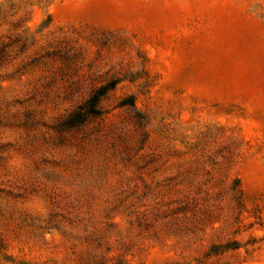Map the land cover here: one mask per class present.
Wrapping results in <instances>:
<instances>
[{
	"label": "rangeland",
	"instance_id": "1",
	"mask_svg": "<svg viewBox=\"0 0 264 264\" xmlns=\"http://www.w3.org/2000/svg\"><path fill=\"white\" fill-rule=\"evenodd\" d=\"M0 264H264V0H0Z\"/></svg>",
	"mask_w": 264,
	"mask_h": 264
},
{
	"label": "trees",
	"instance_id": "2",
	"mask_svg": "<svg viewBox=\"0 0 264 264\" xmlns=\"http://www.w3.org/2000/svg\"><path fill=\"white\" fill-rule=\"evenodd\" d=\"M118 79H111L106 83L99 85L95 88L89 97L78 107L72 111L65 119H63L59 124L57 130L66 131L71 130L73 128L81 127L88 123L90 120L94 118L102 117L105 114V110L101 105L102 100L110 93V91L114 90L118 85ZM120 106H135V98L133 96L125 97L119 104ZM239 183L237 181L231 186L234 195L237 197L238 194L241 193V189L238 188ZM238 198V197H237ZM174 205L168 207L164 213H169L168 215L177 214L180 212H188L193 211L197 205L198 201L195 197H186L182 199H178L174 201ZM235 243V242H234ZM234 243H226V244H212L209 249L210 253H218L221 251V248L228 249L232 247ZM208 253V254H210Z\"/></svg>",
	"mask_w": 264,
	"mask_h": 264
}]
</instances>
